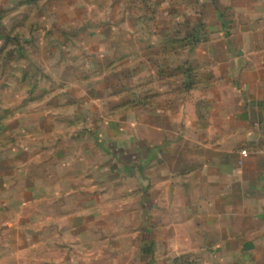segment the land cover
Here are the masks:
<instances>
[{"label":"crops","instance_id":"obj_1","mask_svg":"<svg viewBox=\"0 0 264 264\" xmlns=\"http://www.w3.org/2000/svg\"><path fill=\"white\" fill-rule=\"evenodd\" d=\"M211 5L217 29L176 63L168 33L140 31L128 62L87 63L129 65V83L50 98L43 113L66 127L43 149L64 173L0 175V230L26 232L0 238V264H264V0ZM34 146H17L21 165H42Z\"/></svg>","mask_w":264,"mask_h":264},{"label":"rangeland","instance_id":"obj_2","mask_svg":"<svg viewBox=\"0 0 264 264\" xmlns=\"http://www.w3.org/2000/svg\"><path fill=\"white\" fill-rule=\"evenodd\" d=\"M163 1L0 0V159L4 160L0 162V175L40 173L48 176L54 170L58 174L60 171L64 173L50 164L49 151L43 149L53 142L54 135L48 133L50 124L66 127L65 121L49 118L43 113L44 107H49L50 98H68L72 94L93 90V83L89 82L87 86L85 79L96 82L97 89L101 90L106 81L115 84L117 78L129 83L131 75L129 65L115 71L106 70L104 63L101 69H88L87 63L104 61L106 55L109 62L114 63V68L121 66V62H128L129 52L146 43L139 40L140 31L168 33L170 54H164L162 58L164 61L169 58L171 64L176 63L182 44L188 51L206 42L213 26L217 29L210 15L213 0H170L169 5ZM236 25L227 24L226 29H234ZM114 46H121L127 52L121 61L116 60L120 54L116 53ZM141 55L145 56L144 50ZM186 56V65H189V54ZM153 58L161 59L160 56ZM176 70L165 73L176 75ZM34 96H42V101L33 102ZM19 106L25 113H19ZM6 109L12 110L7 117L4 114ZM39 132L41 135L37 134ZM33 142L37 144L33 148L41 151L29 148L26 153L32 155L35 151L41 155L44 158L42 165L36 164L33 158L21 165L18 156L24 154L17 148ZM10 144L19 145L10 152ZM73 169V173L78 172V168ZM85 170L97 174L92 166ZM109 173L106 169V174ZM124 173L133 172L126 170ZM45 201L43 206L48 207L50 202ZM32 206L26 204V208ZM63 207V211L67 210ZM25 234L0 230V238H23ZM184 259L189 258L179 260Z\"/></svg>","mask_w":264,"mask_h":264},{"label":"built area","instance_id":"obj_3","mask_svg":"<svg viewBox=\"0 0 264 264\" xmlns=\"http://www.w3.org/2000/svg\"><path fill=\"white\" fill-rule=\"evenodd\" d=\"M263 151H264V145H263ZM176 264H204V263L199 258L194 257L184 260H178Z\"/></svg>","mask_w":264,"mask_h":264}]
</instances>
